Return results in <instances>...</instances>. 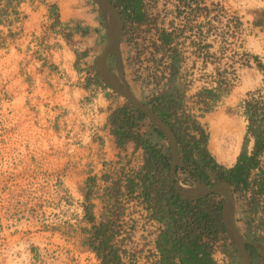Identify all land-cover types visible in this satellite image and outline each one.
I'll list each match as a JSON object with an SVG mask.
<instances>
[{"label": "trees", "instance_id": "obj_1", "mask_svg": "<svg viewBox=\"0 0 264 264\" xmlns=\"http://www.w3.org/2000/svg\"><path fill=\"white\" fill-rule=\"evenodd\" d=\"M108 1L114 4V0ZM121 5L125 11L127 35L148 22L142 0H122ZM199 12L206 15L208 9L200 6ZM233 19L236 25L240 23L237 17ZM259 23L254 25L259 26ZM158 38L161 46L155 51H162L164 46L170 45L172 33L161 31ZM167 50L166 85L145 104L157 113L175 136L179 158L185 165L176 167V174L184 184H191L189 181H195V178L205 186L223 180L229 183L233 195L240 194L248 186L249 170L257 165L259 156L264 153V97L261 93L264 89V64L257 56H250L262 74L263 89L246 92L240 101L246 121L245 133L234 164L224 167L208 152L207 134L202 127L182 110L184 88L177 80L180 57L175 48L169 46ZM247 63L246 60L245 65ZM217 75L216 88L223 85L228 90L231 80L220 73ZM198 95L203 103L218 98L215 88H202ZM105 126L112 138L114 154L111 160L104 162L99 183L88 178L84 184L83 220L90 224L87 236L81 241L84 251L93 252L100 264H135L133 256L127 255L128 235L124 230L123 216L125 205L136 202L150 219L160 224L153 239L158 259L152 264H215L210 257L211 244L224 236L220 218L221 199L215 201L214 196L217 195H210L188 201L174 191L169 179L170 159L168 147L162 141L164 137L128 102L109 111ZM250 141L251 148L247 152ZM127 144H131L130 150L126 149ZM259 176L257 190L262 191V170ZM91 197L103 202V211L97 222L91 212ZM248 204L250 210L255 209L253 195ZM233 251L232 248L228 251L229 264H239Z\"/></svg>", "mask_w": 264, "mask_h": 264}, {"label": "crops", "instance_id": "obj_2", "mask_svg": "<svg viewBox=\"0 0 264 264\" xmlns=\"http://www.w3.org/2000/svg\"><path fill=\"white\" fill-rule=\"evenodd\" d=\"M92 6L89 0H0V92L7 93L13 108L5 117V126H16L32 147H42L45 139L55 141L63 123L75 132L77 123L83 122L82 144L65 154L70 161L67 186L77 202L82 203L85 181L92 178L99 183L104 170L102 161L113 158V142L105 123L109 108L121 105L119 100L109 102L108 98L99 100L93 115L79 109L80 100H88L90 94L87 79L83 82L80 77L82 69L87 64L94 71L92 59L99 54L104 36ZM96 80L97 84L102 83L97 76ZM89 128L94 131L88 137ZM244 133L245 125L236 156ZM207 146L208 141V150ZM131 148V144L126 145L127 150ZM250 148L251 141L247 152ZM236 156L230 165L223 166H232ZM89 201L97 222L103 202L93 197ZM235 224L240 227L236 221ZM89 226L79 220L74 229L78 240L66 237L74 241L69 257L78 258L67 264H82L85 251L81 241Z\"/></svg>", "mask_w": 264, "mask_h": 264}, {"label": "rangeland", "instance_id": "obj_3", "mask_svg": "<svg viewBox=\"0 0 264 264\" xmlns=\"http://www.w3.org/2000/svg\"><path fill=\"white\" fill-rule=\"evenodd\" d=\"M201 4H205L208 12L200 17V27L205 24L207 16L211 23L209 37L200 33L201 41L206 42V39L209 42V51H201L200 57L197 56L190 49L191 34L183 36L182 40L172 38L170 47L180 48L187 59L177 75L184 88L182 110L202 127L209 141L208 120L213 114L234 116L245 125L240 101L246 92L263 89L262 74L250 56H257L264 64V0H201ZM160 6L152 4V14L161 10ZM234 17L238 18V25ZM147 20L146 26L127 35L123 49L125 80L141 101L143 97L134 77L145 80L155 75L158 70L154 63L158 58L154 51L155 39L163 29L178 25V20L170 21L166 17L152 16ZM255 22H260L259 26L254 25ZM130 57L131 61L127 62ZM217 73L231 80L228 90L223 85L216 88ZM212 86L218 94L216 102H201L198 92ZM261 93L264 97V89ZM119 101L120 104L127 102L121 96ZM162 141L168 147L167 141ZM5 166L0 163V172L5 170ZM176 177L180 181L179 174ZM189 182L191 184L180 181L187 186L194 184V181ZM219 199L221 196H214L215 201ZM27 202H31L27 196L0 192V264H67L78 261L77 257H69L74 241L66 239L68 236L78 240L74 231L77 222H60L65 218V212L28 208ZM80 261L90 264L83 256Z\"/></svg>", "mask_w": 264, "mask_h": 264}, {"label": "built area", "instance_id": "obj_4", "mask_svg": "<svg viewBox=\"0 0 264 264\" xmlns=\"http://www.w3.org/2000/svg\"><path fill=\"white\" fill-rule=\"evenodd\" d=\"M143 10L148 19L152 16L159 18L166 17L170 21H177L176 27L163 29V32H171L172 38L182 40L183 36L190 35V49L200 57L201 51H209V42L201 41L200 33L204 37H209L212 32L211 23L207 16L205 24L200 27V17L205 16V12H199L201 0H142ZM152 4H161V10L152 14ZM208 21V22H207ZM161 32V31H160ZM155 48H160L161 44L158 36L155 39ZM206 43V44H204ZM166 45L162 51L158 50L155 65L158 70L152 78L142 80L134 77L136 85L141 91L142 102L147 103L150 98L159 92L166 85L167 69L169 61ZM180 57L178 74L181 73L184 63L187 61L184 53L176 46ZM153 51V52H154ZM152 52V53H153ZM131 61V57L127 62ZM210 60H207V62ZM125 68V65H124ZM83 73L80 75L84 82L86 78L90 92L88 100H80L79 109L83 113H95L98 109L99 100L108 99L109 102L119 100V95L113 92L106 85L97 84L96 76L91 67L84 64ZM214 89V87H205ZM109 94L112 97H107ZM118 106L117 104L114 107ZM113 108H109V111ZM11 99L6 92H0V163H3L5 170L0 172V192L3 194L27 196L31 202H27L26 207L43 209L49 211H63L65 218L60 222H79L83 220L82 202L71 194L67 186V168L69 162L65 159V154L73 152L75 148L82 144L84 133V123L79 121L75 132L66 127V122L56 134L55 141L44 140V146H31L16 126H5V117L12 113ZM99 114V113H98ZM93 118L91 117V120ZM141 130V128L139 129ZM93 129H88V137L93 133ZM34 144V143H33ZM102 163H104L102 161ZM264 172V153L259 156L258 163L249 170L247 175L248 186L240 194L233 195L235 221L240 228L248 232L255 238L264 240V189L257 190V182L260 179L259 172ZM254 196L256 207L249 209V200ZM123 221L124 230L128 235L127 255L133 256L135 264H152L158 259L157 252L153 247V239L157 234L160 224L150 219L146 211L136 202H129L125 205ZM134 242V243H132ZM231 249L230 241L221 237L211 244L210 257L215 264H229ZM89 260L90 264H100L93 252L85 251L83 257ZM178 264V263H176Z\"/></svg>", "mask_w": 264, "mask_h": 264}, {"label": "water", "instance_id": "obj_5", "mask_svg": "<svg viewBox=\"0 0 264 264\" xmlns=\"http://www.w3.org/2000/svg\"><path fill=\"white\" fill-rule=\"evenodd\" d=\"M95 11L100 16L104 25L105 45L103 50L94 56L92 66L94 72L104 85L117 95L124 98L135 110L140 112L164 137L168 143L169 152V179L174 191L184 200L195 201L210 195L221 196L220 218L224 236L230 241L238 252L242 264H250L244 248L245 243H250L264 254V246L257 242L245 240L239 233L234 219V198L228 182L219 180L210 185H203L196 178L192 186L183 185L176 177V167H185L181 162L176 139L169 128L147 104L133 94L124 78V71L118 50L122 35L123 22L119 18L114 6L108 0H90ZM111 53L114 59V68L109 70L105 59Z\"/></svg>", "mask_w": 264, "mask_h": 264}, {"label": "bare ground", "instance_id": "obj_6", "mask_svg": "<svg viewBox=\"0 0 264 264\" xmlns=\"http://www.w3.org/2000/svg\"><path fill=\"white\" fill-rule=\"evenodd\" d=\"M226 116L213 114L208 120V150L218 163L225 166L233 162L244 129L240 119Z\"/></svg>", "mask_w": 264, "mask_h": 264}, {"label": "flooded vegetation", "instance_id": "obj_7", "mask_svg": "<svg viewBox=\"0 0 264 264\" xmlns=\"http://www.w3.org/2000/svg\"><path fill=\"white\" fill-rule=\"evenodd\" d=\"M90 2V0H89ZM121 2L122 0H114V4H112L116 10V12L118 13L119 15V18L122 20L123 22V28H122V35H121V39H120V42H119V46H118V50H119V53H120V57H121V62L123 63L124 62V44L126 43V39H127V34L125 33L126 32V25L124 24V15H125V11H124V8L123 6L121 5ZM91 3V2H90ZM92 8L94 9V7L92 6ZM95 10V9H94ZM96 12V11H95ZM96 16L99 18V24L100 26L103 28V32H104V25H103V22L100 18V16L97 14L96 12ZM142 26H146V24H143V25H139V27H142ZM134 27V26H133ZM133 30V28H131ZM137 29V28H136ZM135 29V30H136ZM104 45H105V36L102 37L101 39V42H100V49L97 51L98 53H100L103 48H104ZM105 62H106V65L108 67L109 70H112L114 68V59H113V56L111 53H109L107 56H106V59H105ZM123 66V65H122ZM123 71H124V66H123ZM125 72V71H124ZM125 74V73H124ZM124 78H125V75H124ZM183 168V167H181ZM196 179V178H195ZM237 226V225H236ZM237 229L239 231V233L241 234V236L249 241V242H257L259 244H262L264 246V241H262V239H258V238H255L253 236H251L248 232L242 230L240 227L238 228L237 226ZM231 248L234 250L233 251V255L235 256L236 260L238 261L239 264H242L241 260H240V256L238 254V252L233 248V246L231 245ZM244 248H245V251L247 253V258H248V261L250 264H264V254L261 253L260 251H258L253 245H251L250 243H245L244 244Z\"/></svg>", "mask_w": 264, "mask_h": 264}]
</instances>
